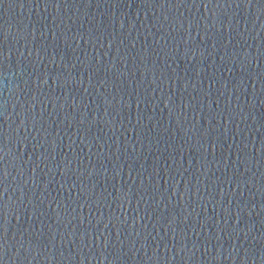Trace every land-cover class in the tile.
Returning a JSON list of instances; mask_svg holds the SVG:
<instances>
[{
	"label": "water",
	"instance_id": "1",
	"mask_svg": "<svg viewBox=\"0 0 264 264\" xmlns=\"http://www.w3.org/2000/svg\"><path fill=\"white\" fill-rule=\"evenodd\" d=\"M0 264H264V0H0Z\"/></svg>",
	"mask_w": 264,
	"mask_h": 264
},
{
	"label": "clouds",
	"instance_id": "2",
	"mask_svg": "<svg viewBox=\"0 0 264 264\" xmlns=\"http://www.w3.org/2000/svg\"><path fill=\"white\" fill-rule=\"evenodd\" d=\"M6 75H10V73H6Z\"/></svg>",
	"mask_w": 264,
	"mask_h": 264
}]
</instances>
